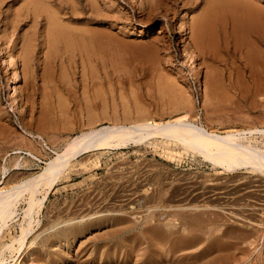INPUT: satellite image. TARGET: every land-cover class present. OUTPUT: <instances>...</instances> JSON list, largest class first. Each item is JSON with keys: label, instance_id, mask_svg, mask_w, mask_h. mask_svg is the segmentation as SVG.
I'll use <instances>...</instances> for the list:
<instances>
[{"label": "rangeland", "instance_id": "1", "mask_svg": "<svg viewBox=\"0 0 264 264\" xmlns=\"http://www.w3.org/2000/svg\"><path fill=\"white\" fill-rule=\"evenodd\" d=\"M26 1L0 0V188L9 190L39 174L81 132L129 124L141 115L156 121L186 115L185 120L215 132L264 129V19L246 31L233 30L228 20L224 33L208 50L183 51L188 44V23L183 27L179 19L187 22L189 12L179 11L175 21L155 19L165 4L180 9L174 0H163L150 15L137 7L130 9L128 0H46L62 26L78 29L73 38L57 43L45 37L46 12L33 14L25 8ZM251 1L264 9V0ZM72 7L77 11L75 18L69 15ZM139 16L152 23L139 25ZM211 83L217 88L214 95ZM113 111H117L116 118L111 117ZM245 138L243 142L264 146V135ZM122 145L70 161L39 213L33 214L37 223L33 222L17 254L18 244H13L14 252L3 246L18 237L20 225L25 224L26 195L21 196L15 219L0 234L3 263L130 264L131 259L126 260L129 249L141 254L148 247H160L145 229L167 223L170 239L161 244L167 250H160L157 264H264L263 175L252 169L223 170L179 141L161 136ZM242 187L247 193H236ZM213 188L235 192L236 201L203 196ZM89 221L93 224L85 225L78 236L58 239L65 229ZM212 240L218 245L209 248ZM85 257L92 263L82 261Z\"/></svg>", "mask_w": 264, "mask_h": 264}, {"label": "bare ground", "instance_id": "2", "mask_svg": "<svg viewBox=\"0 0 264 264\" xmlns=\"http://www.w3.org/2000/svg\"><path fill=\"white\" fill-rule=\"evenodd\" d=\"M128 2H130L129 4H131L130 5V9H135V7H137L138 8L137 10H139L141 12H146V14H148V15L152 14V12L154 10L157 11L156 9H158L159 6H162L163 5V0H140V2L138 3L139 5H137V3H136L137 0H128ZM174 2L179 3L180 9H177L178 6L177 7H174V9L173 8H170V7L169 8L168 7H165L166 4L164 3L165 4L164 5V8L163 7H160V8H162V14L161 13L160 14L157 13L158 12L157 11L156 12V15H155V19L157 17H160V18L162 17V18H166V19H167V17H169L168 19L170 21H175L176 17L180 13L179 11L186 10V11L189 12V15H191V17L189 18V20L187 22H184L182 20V18L179 19L180 20V25L183 26V27L186 25L185 23H188L187 24L188 26L185 29L186 34L188 35V44L185 47L183 46V51H186L187 49L189 50V49H192V48H193V50L194 49H197V50H200L201 52L208 50V47L209 48L212 47V45L215 42V40L217 39L218 35L224 33L223 27L225 26V23L228 20L231 23V25L233 27V30L234 29H238V31H243V30L246 31L247 28L250 29V27L254 26L256 23L261 22V19H264V9L260 8V6L257 3H254L251 0H174ZM59 3L62 4L61 2H59ZM25 8H31L32 13L35 14V15H39V13L41 11H45L46 12V13L45 12L44 13H45V16H46V25H47L46 27H47V29H46V31H45L44 34H45V37H49V39L51 38V40H53V41L55 40L57 42V40L64 39V38L65 39L66 38L71 39V38H73L72 37V35H74L73 33H75L76 31H78L77 28H76L77 30L75 29V26L74 25H72V26L71 25H63L62 26L60 24L58 14L50 7L49 2L47 3L46 0H27L26 3H25ZM69 15L72 18H75L76 17L77 11H76V9L74 7L70 8ZM131 17H133V14L132 13H130V19H131ZM139 17L141 18L142 16H139ZM144 17L140 19L142 21H139L138 20L139 21V25H141L142 23H145V24H149V22L152 23V21H149L148 22L149 19H147V18L145 19ZM115 19L116 20H119L120 17L117 15V17H115ZM144 21H146V22H144ZM79 27H81V26H79ZM226 27H228V26H226ZM172 28H173V26H172ZM81 31H82V29H81ZM84 33H86V32H84ZM43 37H44V35H43ZM244 41H245V39H244ZM27 43H28V40H27ZM44 45H45V43H44ZM100 46H104V44L103 45H100ZM53 48H54V46L52 47V45H51V49H53ZM101 49H102V47H101ZM198 53H199V51H198ZM9 64H10L11 67L15 68V62H14V59L13 58H10L9 57ZM222 65H223V63H222ZM217 68H220V67L217 66ZM207 69H209V68H207ZM230 71H231V69H230ZM13 72H14V77L17 78L15 71H13ZM234 82H235V80H234ZM200 85H201V83H200V80H199V76H198V73H196V86L199 88ZM252 87H254V86H252ZM210 89H211L212 95H214V94L217 93L216 92V89L217 88L215 89V87H214V85L212 83H211ZM229 90H230V88H229ZM234 90L235 89H233V91ZM27 95H28V93H27ZM9 96H10V94H9ZM238 97H241V96H238ZM13 100L15 101V98H13ZM251 100H252V98H251ZM251 100H249L250 103H251ZM235 101H233V103ZM50 103H52V102H50ZM183 103H185V102H183ZM92 104H93V102H92ZM230 104H231V102H230ZM233 105H235V104H233ZM46 107H48V106L45 105V108ZM225 108H227V107H225ZM54 110L55 109H53V111ZM218 111H220V110H218ZM139 112L140 113H143V110L142 109H139ZM131 113H132V111H131ZM111 114H112L111 117H113V116H115V118L117 117V111H113ZM55 115H57V114H55ZM150 116H151V114H150ZM181 116L182 115H180L179 118L177 116V118L174 119V120L156 121L153 117H144V116L142 117V115H141V118L140 119H137L136 121H133V120H135V119H133V120H131V122L129 124H122V123L121 124H116V123H114L112 125H104V126H99V127H95V128L88 129L87 131H83L80 134H78L77 136H75L67 144V146L65 147V150L62 153L61 152L60 153H56V155H55V157L53 159H51L48 162H46L45 163V167L42 169V171H40L39 174H37L36 176L30 177L29 179H25L24 181L19 182L18 184H16L14 187L10 188L9 190L0 188V234H1V231L3 230L4 227L9 226L8 225V221H13V219H15V215H16L15 207H16V205H17L20 197L23 196V195H26V198H25V201H24V202H26V208H24V211H23V220H24V223L25 224H21L20 225V227H19L20 228V231H19L20 234H19V236L12 238L11 239V242H9L10 244H6V245L3 246L4 247V250L6 249L7 251L8 250H10V251L12 250L13 251V249H14L13 248V244L16 243V244H18V247L16 248V250H17L16 253L18 254V252L24 246V241H25L27 235L32 231L31 226H32L33 222L35 223V221H36V220L33 221V214L36 215L37 213H39V211H40V209H41V207L43 205V202L46 200L49 192L55 186V182L57 181L58 177L67 168V166L70 163V161L72 159H74L75 157H77L79 155H82L84 153H88V152H92V151H99V150H104V149H109V148H112V147L115 148L117 146L119 147V145L125 144L127 142H133L134 144H137V143H139L141 141L143 142L147 138H151L152 139L153 137L161 136V137H165V138H168V139H173V140L179 141V143H181V145H184V148L186 146L191 151L192 150H193V152L196 151V153L200 154V156L203 155V157L205 159H208V161H211L212 164L217 165V166H221L223 170L232 171V170H235V169H238V168L239 169H252V170H255L258 173H260V175H263L264 176V148H263L264 146L263 147H259L258 145L251 144L250 141H248V142H243L242 141V139H244L246 137V135H252V134H261V135H264V129H247V130H242V131H237V130H232L231 129V131H226V132L208 131L204 127H202L201 125H198V124H196V123H194L192 121H189V120H185L184 117L186 115L185 116L183 115L182 117ZM87 119L89 121L92 120V115L91 114L88 115L87 116ZM123 120H125V119H123ZM126 122H129V121H126ZM42 130H44V129H42ZM0 135H1V133H0ZM1 155H2V152H1ZM15 166H17V167L20 166V163L19 162H16ZM5 171L6 170L3 169V174L5 173ZM1 183L2 182H0V185H1ZM233 185H234V183H233ZM241 186H239V187H241ZM256 186H258V185H256ZM214 187H216V186H214ZM229 187H231V186H228L227 185V187H225V189H228L229 190ZM232 189H234V188H232ZM232 189H230V190H232ZM126 190H129V189H126ZM228 190L227 191L225 190V192H224V191H221V189H218V188L215 189V188H213V189H209L208 191L206 190V192L203 193V196L206 195V197L216 198L217 200H221V201L227 203L228 201L229 202L230 201H233V199L235 198V195L234 194L239 193V192L247 193L245 191V188H243V189L240 188V190H238V191L236 190L237 191L236 193L235 192L229 193ZM253 191H255V190H253ZM201 192H203V191L201 190ZM226 192H228V193H226ZM39 194L41 195L40 198L37 197ZM237 197H238V195H237ZM242 197L244 198L245 196H242ZM252 197H253V195L251 196V198ZM119 198H120V196H119ZM236 199L238 200V198H236ZM255 199H257V198H255ZM240 200H242V199H240ZM234 201H236V200L234 199ZM120 203H122V202H120ZM226 203H224V204H226ZM253 204H251V205H253ZM260 206H262V204ZM254 207H255V205H254ZM115 208H116V206H115ZM238 208H240V207H238ZM249 209H247V210H249ZM255 209L256 208H252V211H254ZM261 209H258L257 208L255 211L258 210L260 212ZM111 210H113V209H111ZM228 210H229V208H228ZM229 211H231V210H229ZM262 213H263V211H262ZM158 220H160V219H158ZM158 220H157V222H158ZM184 220H186V219H183V221H182L183 223H184ZM201 220L202 219L200 218V221ZM115 221H119V219H115ZM197 221H199V220H197ZM65 222H66V220H65ZM202 222L203 221H201V223ZM204 222H206V221H204ZM36 223H37V221H36ZM119 223L120 222H118L117 224H119ZM170 223H172V222H170ZM92 224L93 223H91V221H89L86 224H82V225L81 224H79V225L76 224V225H73L70 228L65 229L57 237H58V239H61V238L62 239H66L68 237L78 236L79 234L83 233V230L86 229V228L83 229V227L85 225L88 226V225H92ZM170 226L171 225H169V224L166 223V224H163V226L158 227V228L157 227H155V228L151 227V228L145 229V232L149 236V238L151 237V239H153V238L154 239H157V244L160 247H148L149 249L147 250V252H145L146 251L145 250L141 254H138V252H139L138 249L131 248V249L128 250V252L126 254V260L127 259H131V263L130 264H132V263L135 264L138 260H141L143 263L146 262L144 264H157L158 263L157 261H159V258H161V256H162V255H160V253H161L160 250L161 251L162 250H167L166 247H161V246L162 245H165V242L167 243V241L170 239V235L167 233L168 231H165V227H170ZM184 228H186V227H184ZM184 228H183V230H185ZM33 229H34V227H33ZM205 230H207V229H205ZM200 232H201V230H200ZM251 233H252V230H251ZM252 234L254 235V232ZM245 235L246 234H244L242 236L245 237ZM248 235H249V233H248ZM236 236H238V235H236ZM36 237L32 240L31 243H34L33 241L35 239H37ZM252 238H254V237H252ZM257 238L258 237H255V239H257ZM194 239H192L190 242L195 241ZM250 240L253 241L252 239H250ZM247 242L248 241H246V243ZM64 243H65V241H64ZM217 245H218V241L212 240L210 242V244H209L208 247L211 248V247H215ZM39 246H41V245H39ZM14 247H16V246H14ZM49 247H50V245H49ZM157 248H159V251H156ZM232 249H233V247H232ZM2 252L3 251L1 249V252H0V264H5V263H3V259H1L2 258L1 257ZM42 253H41L40 256L43 255ZM221 253H223V252H221ZM165 254L167 255L168 253H165ZM242 254H243V252H242ZM9 255H10V253H9ZM36 256H37V254H36ZM56 256L57 255H54L53 257H56ZM14 258H16V257H14ZM36 259H38V258H36ZM43 260H44V258H43ZM87 260H91V259H87V257H85L82 261L90 262V261H87ZM203 260H205V259L203 258ZM90 263H92V262H90Z\"/></svg>", "mask_w": 264, "mask_h": 264}]
</instances>
